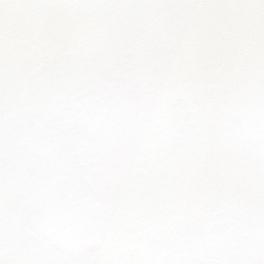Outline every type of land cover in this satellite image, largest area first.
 Returning a JSON list of instances; mask_svg holds the SVG:
<instances>
[{
	"label": "snow or ice",
	"instance_id": "obj_1",
	"mask_svg": "<svg viewBox=\"0 0 264 264\" xmlns=\"http://www.w3.org/2000/svg\"><path fill=\"white\" fill-rule=\"evenodd\" d=\"M0 264H264V0H0Z\"/></svg>",
	"mask_w": 264,
	"mask_h": 264
}]
</instances>
